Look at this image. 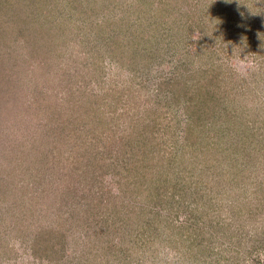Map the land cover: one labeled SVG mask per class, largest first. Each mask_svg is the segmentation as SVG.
Masks as SVG:
<instances>
[{"label":"rangeland","instance_id":"1","mask_svg":"<svg viewBox=\"0 0 264 264\" xmlns=\"http://www.w3.org/2000/svg\"><path fill=\"white\" fill-rule=\"evenodd\" d=\"M264 264V0H0V264Z\"/></svg>","mask_w":264,"mask_h":264},{"label":"clouds","instance_id":"2","mask_svg":"<svg viewBox=\"0 0 264 264\" xmlns=\"http://www.w3.org/2000/svg\"><path fill=\"white\" fill-rule=\"evenodd\" d=\"M154 252L155 264H183L180 253L169 246L158 245Z\"/></svg>","mask_w":264,"mask_h":264}]
</instances>
